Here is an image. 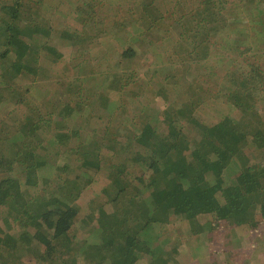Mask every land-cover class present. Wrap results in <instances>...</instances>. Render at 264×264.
<instances>
[{
  "label": "trees",
  "instance_id": "obj_1",
  "mask_svg": "<svg viewBox=\"0 0 264 264\" xmlns=\"http://www.w3.org/2000/svg\"><path fill=\"white\" fill-rule=\"evenodd\" d=\"M25 1L10 0L0 6V83H6L9 76L16 79L22 74L24 77L36 74L33 64L38 59L31 56L30 50L33 38L44 31L25 21L24 17L28 16L24 12ZM92 1L90 13L105 5L103 0L101 3ZM217 1L200 0L197 9L203 11V7H212L211 4ZM80 2L74 0L70 5L77 20L86 15ZM149 4L152 5L153 0ZM222 4L218 1L217 9ZM100 11L92 15L93 22L99 26H104L107 19L123 27L143 22L135 26L147 31L152 23L161 36L169 35L167 31L173 29L158 12H153L150 20L149 13L144 11L141 16L146 18H140L131 6L128 8L132 13L129 22L124 21L125 16H118L119 13L114 19L113 13L103 11V7ZM183 14L174 20L184 27L176 47L181 48L187 42L197 48L198 41L204 37L197 27L206 30V25L200 21H208L207 14L190 27L184 26L183 22L193 18ZM207 34L210 36L209 30L205 32ZM76 36L81 38L78 33ZM44 37H49V31ZM130 51H125L126 55L134 57L135 52ZM54 55L62 57L60 53ZM256 70L252 69L251 74ZM111 80L105 83L110 95L113 94ZM237 82V89L227 94L236 96L237 107L245 108L247 116L242 121L229 115L217 124L207 125L193 112L184 116L182 111H174L172 116L169 109L163 121H149L132 137L120 142V148L111 150V157L119 162L109 164L113 175L107 186L109 195H105L107 199L97 197L101 204L91 213L81 214V207L76 204L84 187L78 181L92 179L102 170L98 151L114 143L115 138L110 139L104 133L100 141L87 139L84 144L94 152L77 151L76 147L74 154L82 174L73 181L68 179L72 168L68 164L56 167L57 162H51L48 156L52 154L48 147L64 146L63 141L73 139L71 135L80 138L77 130L51 135L46 144L40 142L45 154H30L29 151L23 155L15 149L12 159L0 155V224L6 227L0 226V264H5L4 260L14 257L20 249L36 258L37 264H137L140 260L148 264H178L185 242L195 235L210 237L221 221L257 231L264 225V160L251 162L246 150L252 145L256 152H264V122L254 103L240 96L247 92V84ZM253 85L257 86L256 82ZM119 86L114 93L121 95L128 84ZM83 95L80 113L91 103L90 96L82 91L81 97ZM65 106L58 107L62 113H58V117L62 121L74 117L70 104ZM190 111H193L192 107ZM189 125L200 138L186 132ZM6 140L14 147L17 144L16 138ZM81 146L78 148H83ZM45 172L49 176H45ZM55 179L58 187L53 190ZM49 188L51 193H48ZM72 188L77 193L69 191ZM29 195L32 198L27 200ZM108 204L113 206L111 212L106 209ZM79 230L84 235H80Z\"/></svg>",
  "mask_w": 264,
  "mask_h": 264
},
{
  "label": "rangeland",
  "instance_id": "obj_2",
  "mask_svg": "<svg viewBox=\"0 0 264 264\" xmlns=\"http://www.w3.org/2000/svg\"><path fill=\"white\" fill-rule=\"evenodd\" d=\"M9 1L0 0V6ZM150 1L103 0L105 5L102 7L103 11L113 13L114 19L119 13L118 16H125L124 21L129 22L132 13L128 8L131 6L140 18H146L141 16L144 11L149 13L150 20L153 12H158L173 26L167 31L169 35L161 36L152 23L149 25L151 29L144 31L137 27L135 33L118 26L115 21L110 23V19L104 26H99L93 22L92 15L99 14L102 7L90 13L92 0H81L79 5H83L86 15L78 20L70 8L74 0H26L24 3V12L28 13L27 17L23 16L25 21L44 32L33 38L30 50L31 56L38 59V62H32L36 74L25 77L22 74L16 79L9 76L6 83H0V155L12 159L15 149L23 155L29 151L30 154H45L42 141L46 144L51 135L77 130L80 138L71 135L73 139L63 141L64 146L48 147L52 152L48 156L51 162H57L56 167L68 164L72 168L68 179L73 181L82 174L74 154L76 147L77 151L94 152L84 144L87 139L100 141L104 133L110 139L115 138L114 143L98 151L102 170L92 179L78 181L84 186L76 201L81 214L97 210L101 204L97 197L109 195L107 186L113 178L109 164L119 162L111 157L113 152L110 151L120 148L123 141L149 121H163L167 110H172V116L174 111H182L184 116L193 112L207 125L217 124L229 115L242 121L247 116L245 108L237 107L236 96L227 94L237 89L238 81L247 84L245 89H248L240 96L254 103L264 122V0H218L223 2L219 9L217 1L211 4L212 7H203V11L197 9L200 0H153V6ZM183 12L193 18L183 22L186 27L198 24L207 14L209 22L200 21L206 25V30L197 27L204 36L198 41L197 48L187 42L181 48L176 47L184 27L174 20L184 15ZM207 30L210 36L205 35ZM46 31H49V37H44ZM77 33L81 38H77ZM128 44L134 45V57L125 53L130 51ZM49 49L62 57L57 58ZM252 69L258 71L251 74ZM249 77L253 78L247 80ZM108 80L112 81L111 95L106 90ZM255 82L257 86L253 85ZM125 83L128 86L121 95L114 93ZM82 91L90 96L91 103L80 113L84 99ZM66 103L70 104L74 117L62 121L58 117V107H64ZM191 107L193 111H190ZM189 127L186 132L200 138L198 132ZM8 138H16L15 147L8 143ZM81 145L83 148H78ZM251 146L246 150L251 162L264 160V152H256ZM74 147L75 150H71ZM44 175L49 176V173ZM57 187L55 179L51 189ZM51 189L48 193L52 192ZM69 191L77 193L73 188ZM30 198V195L26 197L27 200ZM106 209L111 212L113 206L108 204ZM0 226L6 228L3 223ZM79 233L84 235L81 230ZM30 262L37 264L36 258L26 255L23 249L4 260L5 264ZM137 264L148 263L140 260ZM178 264H264V225L256 231L255 228L240 229L230 221H221L213 228L210 237L195 235L185 242Z\"/></svg>",
  "mask_w": 264,
  "mask_h": 264
},
{
  "label": "crops",
  "instance_id": "obj_3",
  "mask_svg": "<svg viewBox=\"0 0 264 264\" xmlns=\"http://www.w3.org/2000/svg\"><path fill=\"white\" fill-rule=\"evenodd\" d=\"M133 24L138 25L137 23H133ZM132 26H133L135 29H136L137 27H140V26H134V25H132ZM132 26H128V27H127V30H128V29H131V31H132V29H133ZM140 28H141V27H140ZM136 31H137V30H135L134 33H135ZM96 45H97V44H96ZM133 46H134V45L128 44L127 48H130V49L132 48V49H133V48H134ZM133 50H134V49H133ZM134 52H135V50H134ZM135 54H136V52H135Z\"/></svg>",
  "mask_w": 264,
  "mask_h": 264
}]
</instances>
